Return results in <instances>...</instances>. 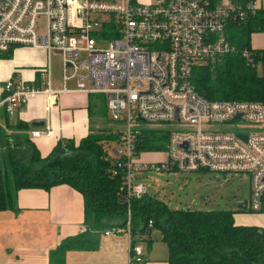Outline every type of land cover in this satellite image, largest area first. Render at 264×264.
Listing matches in <instances>:
<instances>
[{"label":"built area","instance_id":"1","mask_svg":"<svg viewBox=\"0 0 264 264\" xmlns=\"http://www.w3.org/2000/svg\"><path fill=\"white\" fill-rule=\"evenodd\" d=\"M259 7L257 0H0V50L27 45L48 54L45 81L6 80L0 106L12 113L38 93L51 101L61 91L103 93L111 118L122 125L110 155L113 171L123 169L121 186L129 196L146 192L147 185L136 177L144 171L242 173L249 180V198L240 205L260 211L264 100H210L192 83L195 64L235 50L226 23ZM255 50L240 52L264 74ZM51 51L59 53L62 65L64 83L58 90L50 86ZM71 78L74 88L66 86ZM148 126L170 129L163 159L146 160L136 150L139 133ZM121 230L133 236L130 207L122 227L111 225L103 232ZM129 249V264L143 260L138 243Z\"/></svg>","mask_w":264,"mask_h":264},{"label":"trees","instance_id":"2","mask_svg":"<svg viewBox=\"0 0 264 264\" xmlns=\"http://www.w3.org/2000/svg\"><path fill=\"white\" fill-rule=\"evenodd\" d=\"M225 27L235 50L215 61L195 64L192 68L194 88L210 100H264V74L247 63L240 52L243 48H254L255 56L264 64V47L251 45L252 34L264 32V7L240 20L228 21ZM12 50L13 47L0 50V57H9ZM88 94L98 95L100 103L97 106L106 110V96ZM23 125L29 126L28 123ZM169 132L168 127L143 128L136 143L138 154L165 151ZM105 137L114 139L117 131H93L81 137L77 144L73 140L65 141L64 145L63 141H58L45 156L31 141L27 148H9L8 142L10 169L0 167V210L13 207L20 188L49 189L66 182L83 194L87 222L101 226L103 217L121 215V225H124L130 207L132 234L159 228L168 246V264H264V227L236 223V210L172 208L147 190L140 197L129 196L121 186L123 169L113 171L115 164L103 143ZM60 146L66 150H59ZM21 149L26 150L22 152ZM36 163H40L39 166H35ZM149 220H152L151 226ZM89 241L84 232L62 239L50 251L49 264H65L67 250L90 248Z\"/></svg>","mask_w":264,"mask_h":264},{"label":"crops","instance_id":"3","mask_svg":"<svg viewBox=\"0 0 264 264\" xmlns=\"http://www.w3.org/2000/svg\"><path fill=\"white\" fill-rule=\"evenodd\" d=\"M260 7H264V0H260ZM261 34L264 32L253 33L251 41L253 42L255 35V39L264 42V35ZM251 45L256 48L264 47V43ZM53 52L58 53L51 51L49 54V80L51 88L58 90L64 83L62 65L59 73H52ZM47 60L48 54L44 48L27 45L15 46L9 57H0V98L2 86L8 79L31 84L45 81L47 77L42 69ZM66 86L74 88L75 80L68 79ZM90 97L92 95L84 92L61 91L51 101L44 93H38L29 97L12 113L0 106V161L3 159L4 162L8 158V142L9 148H27L31 141L40 154L45 156L58 141H63L64 145L65 141L73 140L77 144L86 134L106 128L102 115L95 119ZM34 121L43 123L33 125ZM24 123L29 126H24ZM33 129H38L39 134L32 135ZM25 150L21 149L22 152ZM158 152L144 151L143 158L159 160L160 157H153ZM3 168L7 170L5 163ZM122 219L121 215H108L103 217L101 226L87 222L83 194L66 182L52 185L49 189L20 188L13 207L0 210V264H49L50 251L62 239L83 232L90 240L91 247L67 250L65 264H129V247L133 240L141 246L143 253V260L136 264H168V246L162 239L159 228L152 227L147 233L134 231L133 236L124 230L117 234H104V229L111 225L122 227ZM234 220L238 224L264 227V213L234 212Z\"/></svg>","mask_w":264,"mask_h":264},{"label":"rangeland","instance_id":"4","mask_svg":"<svg viewBox=\"0 0 264 264\" xmlns=\"http://www.w3.org/2000/svg\"><path fill=\"white\" fill-rule=\"evenodd\" d=\"M260 4V0H257ZM264 35V34H261ZM259 36V35H257ZM253 35L254 45L263 44L261 40L255 39ZM255 39V42H254ZM259 39V38H258ZM52 73H59L61 70L60 55L53 52L51 55ZM45 67V66H44ZM100 94V93H95ZM103 96L105 94L101 93ZM98 95L91 97V102L94 104L95 119L98 115H102L104 122V130L116 131L122 127L121 122L111 118L109 112L104 109L102 111L97 105L100 103ZM247 125L246 122H242ZM153 125V124H151ZM102 129V130H103ZM103 139V143L112 155V147L115 145L114 140ZM0 145V155H2ZM143 157L144 155L141 154ZM153 157H165V151H159ZM0 161V166L3 168L4 163L9 171L10 164L8 158ZM40 163L34 164L39 166ZM139 181L148 186L147 191L155 194L158 198L165 201L172 208H191V209H214L228 208L236 210L235 212H244L247 214H261L264 209L258 212L243 208L240 203L249 198V182L245 174L230 173L226 176L215 171H183V170H162V171H144L136 173Z\"/></svg>","mask_w":264,"mask_h":264},{"label":"water","instance_id":"5","mask_svg":"<svg viewBox=\"0 0 264 264\" xmlns=\"http://www.w3.org/2000/svg\"><path fill=\"white\" fill-rule=\"evenodd\" d=\"M108 96H110V94H108ZM236 116L241 117L242 114L239 113ZM42 123H43L42 121H40V122H37V121L32 122L33 125H39V124H42ZM238 136L241 137V138H243V139L246 138V136L244 134H238ZM58 149L61 150V151H65L66 150L65 147H62V146H60Z\"/></svg>","mask_w":264,"mask_h":264},{"label":"bare ground","instance_id":"6","mask_svg":"<svg viewBox=\"0 0 264 264\" xmlns=\"http://www.w3.org/2000/svg\"><path fill=\"white\" fill-rule=\"evenodd\" d=\"M263 204H264V203H263ZM256 212H258V211H256ZM260 212H261V211H260ZM132 218H133V216H132ZM132 221H133V220H132ZM132 223H133V222H132ZM132 223H131V224H132ZM132 225H133V224H132ZM132 227H133V226H132ZM132 230H133V228H132Z\"/></svg>","mask_w":264,"mask_h":264}]
</instances>
